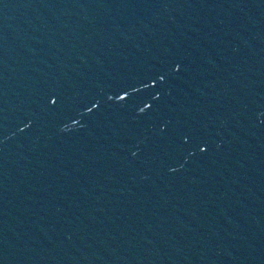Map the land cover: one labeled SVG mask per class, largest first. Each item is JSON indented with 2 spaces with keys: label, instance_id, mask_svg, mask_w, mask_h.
Returning <instances> with one entry per match:
<instances>
[{
  "label": "water",
  "instance_id": "obj_1",
  "mask_svg": "<svg viewBox=\"0 0 264 264\" xmlns=\"http://www.w3.org/2000/svg\"><path fill=\"white\" fill-rule=\"evenodd\" d=\"M61 0H0V81Z\"/></svg>",
  "mask_w": 264,
  "mask_h": 264
}]
</instances>
